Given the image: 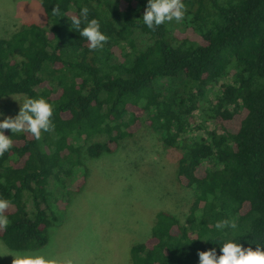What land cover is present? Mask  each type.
Returning <instances> with one entry per match:
<instances>
[{
    "label": "trees",
    "instance_id": "16d2710c",
    "mask_svg": "<svg viewBox=\"0 0 264 264\" xmlns=\"http://www.w3.org/2000/svg\"><path fill=\"white\" fill-rule=\"evenodd\" d=\"M183 3L182 21L153 31L142 18L148 0H40L47 26L20 23L0 37V101L43 97L54 106V130L40 140L4 130L13 140L0 156L8 249L48 242L57 221L51 178L63 187L85 167L82 153H110L145 126L178 150L175 178L190 201L182 218L155 213L147 239L130 246V264H200V251L219 256L229 240L264 250V0ZM83 7L109 37L103 49L90 50L71 25ZM223 219L237 228L216 229Z\"/></svg>",
    "mask_w": 264,
    "mask_h": 264
},
{
    "label": "rangeland",
    "instance_id": "374dc122",
    "mask_svg": "<svg viewBox=\"0 0 264 264\" xmlns=\"http://www.w3.org/2000/svg\"><path fill=\"white\" fill-rule=\"evenodd\" d=\"M28 22L47 26L40 0H0V37ZM23 101L21 95L1 100L0 120L20 109ZM193 114L198 118L203 113ZM178 154L145 126L110 153L95 158L82 153L88 172L81 187L76 188L84 166L63 177V187L50 179V210L57 221L49 228L48 242L23 252L8 249L0 240V254L43 255L51 264H130V246L147 239L158 210L181 218L186 212L190 192L175 178ZM12 260L10 254L0 256V264Z\"/></svg>",
    "mask_w": 264,
    "mask_h": 264
},
{
    "label": "clouds",
    "instance_id": "9594fccd",
    "mask_svg": "<svg viewBox=\"0 0 264 264\" xmlns=\"http://www.w3.org/2000/svg\"><path fill=\"white\" fill-rule=\"evenodd\" d=\"M186 11L183 0H148L142 18L144 24L155 31L156 27L165 22L175 21L179 23L185 18ZM52 14L62 16L58 6L52 9ZM88 14L89 9L83 7L79 17L75 15L71 17V25L81 37L87 39L90 50L103 49L109 37L100 30V22L95 18L89 20ZM82 22L85 25L83 28H81ZM53 114L54 106L45 98L25 99L21 103L19 113L14 118L8 117L0 121V156H3L13 147V140L11 136L5 135V129L11 130L12 134L28 133L36 140H40L44 132L54 130ZM9 207L10 202L8 200L0 199V229H5L10 224L5 215ZM215 227L218 230L229 227L235 230L237 223L235 219H223L217 221ZM221 252L222 254L217 256L215 249L200 251L198 253L200 264H264V250L259 246L255 249L244 248L240 243L229 240L222 244ZM9 254L13 256L12 264H51L43 255H18L5 251L0 256Z\"/></svg>",
    "mask_w": 264,
    "mask_h": 264
}]
</instances>
